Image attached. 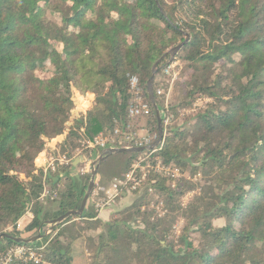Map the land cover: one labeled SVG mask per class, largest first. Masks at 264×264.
Returning a JSON list of instances; mask_svg holds the SVG:
<instances>
[{"label":"trees","instance_id":"trees-1","mask_svg":"<svg viewBox=\"0 0 264 264\" xmlns=\"http://www.w3.org/2000/svg\"><path fill=\"white\" fill-rule=\"evenodd\" d=\"M177 63L188 76L164 109L163 68ZM155 66L163 136L164 110L174 117L155 156L183 177L151 173L136 191L125 190L121 200L137 199L111 220H99L88 202L83 226L74 216L58 227L57 247L42 252L46 264H73L72 244L84 234L93 264H264V0H0V236L35 235L80 210L90 176L75 174L73 161L83 141L104 136L115 140L112 148H138L145 130L155 145L159 121L148 89ZM132 77L151 108L144 129L129 117ZM75 90L93 93L96 103L69 126ZM200 99L213 102L182 116ZM66 131L60 154L73 160L45 174L36 160L47 140ZM128 133L135 141L124 142ZM147 152L114 154L126 161L112 178ZM187 172L207 183L183 210L180 197L193 188ZM28 211L33 219L17 230ZM177 213L186 221L178 240ZM45 238L29 246L40 248ZM14 246L27 245L2 239L0 257Z\"/></svg>","mask_w":264,"mask_h":264},{"label":"built area","instance_id":"built-area-1","mask_svg":"<svg viewBox=\"0 0 264 264\" xmlns=\"http://www.w3.org/2000/svg\"><path fill=\"white\" fill-rule=\"evenodd\" d=\"M170 69L171 68L166 70V74L171 73ZM130 85L131 90L133 91V102L129 109V117L134 120L145 118L150 114L151 108L143 99L138 78L132 77ZM82 95L80 94V101H77L75 95H73V108L71 111L72 116L69 126H72L73 121L85 116L87 111L92 109L91 107L94 104L93 93H88L87 96ZM157 95H163V92L159 90ZM120 135L121 132L117 129L115 131V136ZM136 136L137 135L134 133H128L124 137V142H133L135 141ZM114 142L115 140H111L104 136H98L93 139L83 141L82 149L79 151L80 154L78 152L74 159L78 161V163H82V166L80 170H78L77 174L86 177L93 170H95V164L97 163L93 161L95 159L93 157V151H105L108 148H112L111 145ZM136 146L138 148L149 147L151 146L150 139L143 138L142 142L136 143ZM147 151V153L143 154L133 162L132 168L129 172L124 174L121 178H115L109 187H99L98 190L94 189L90 200L91 204L98 212H102L114 206L116 204V200L126 194L125 190L128 189L129 191H136L141 184L149 178L151 173L162 175L171 180H178L183 177L179 168L165 165L159 157L155 156L157 149ZM83 152H87V154H83ZM72 160L67 159L62 155L57 156V162L63 165H69ZM49 194L50 192L47 188H45L42 199L48 197ZM29 214L31 215L30 211H28L25 216H28ZM23 219L24 218L17 223L18 230H22L24 228L22 224ZM47 247V245H44L36 249L32 246H14L0 257V264H46L42 252L46 250Z\"/></svg>","mask_w":264,"mask_h":264},{"label":"rangeland","instance_id":"rangeland-1","mask_svg":"<svg viewBox=\"0 0 264 264\" xmlns=\"http://www.w3.org/2000/svg\"><path fill=\"white\" fill-rule=\"evenodd\" d=\"M49 18L54 20L58 24L61 23V20L59 18H56L52 15H50ZM169 68H171L170 69L171 73L166 74V70H168ZM163 74L165 76L169 77V85H168V88L166 89V91L161 90L163 92V95H160L159 97L164 98L163 106H164V109L165 108L167 109L171 105V103L174 102V100H175L174 99L175 83L183 80L184 77H187L188 75L184 76V74H182V65L180 63L169 64V65L165 66L163 68ZM88 93H90V92L84 93L82 95L80 92L75 90L73 95H75L77 101H80V98H81L80 94L82 96H85V95L87 96ZM93 98H94V104L92 105V107L95 106L96 96L94 95ZM212 102L213 101L210 99H200L197 101V103L193 106L192 109H184L181 112L182 116L188 117L191 115L201 113V112L205 111L208 108V105L212 104ZM164 111H165L164 115H163L164 119H165L164 128H166V132H165L163 137H166L167 133H168V128L173 125V120H174L173 118L174 117H171V115L167 116L168 113H166V110H164ZM86 115H87V113H86ZM137 121H138L140 128L144 129L146 126V120L143 118H139V119H137ZM180 124H181V122L179 123V125ZM67 133L68 132L66 131L62 135H65V134L67 135ZM139 136L142 139L147 138V132L145 130H140ZM65 140H66V138H65ZM161 144H162V142H161ZM78 152H79V150H78ZM78 152L76 153V155L78 154ZM79 154H80V152H79ZM97 158H98V156L93 161L96 162ZM125 161H126V156L114 155L106 163H104L103 167H101L100 174L97 177V180H96L97 186H95V190H98L99 187H103L107 184H110L114 179V178H112V175L114 176L115 173H118V171L121 170L120 168L125 163ZM36 162H37L36 164H41L38 168L43 169L45 171V174L47 173V171L49 169L55 171V169L57 167V137L54 139L46 141L45 149L39 155ZM77 162L78 161H76L75 163L77 164ZM81 166L82 165H80L79 167H81ZM96 166H97V164H95V168H96ZM78 170H80V168H78L76 172H78ZM93 171L88 175V176H90V180H91V175H92ZM120 175H122V174H120ZM183 179L187 183H189L193 186L192 189L187 190L180 197V206L184 210L188 207V205L199 194V192L201 191L200 190L201 187L206 185L207 181L202 177L201 174H197L196 176H191L189 172L184 174ZM102 181L104 183H101ZM48 191L50 192L49 189H48ZM136 199L137 198L134 196H128L124 200H121L120 198L117 199L116 204L113 206V208H111V209H113L112 210L113 217L111 215L110 220L116 218V215H114V213L122 212V211L126 210V208H129L135 202ZM88 202H89V204H88L87 208L90 207L91 200L89 199ZM127 215L128 214H126L124 219L131 220L132 225L135 228H137L136 226H140L141 228H143L141 225V221H138L137 219H134V220L129 219V216H127ZM25 217L26 216H24L23 218H25ZM72 222L79 224V226H83L85 223V220L82 218H78V219H74ZM171 222H172L171 225L173 228L172 230L174 232V235L176 236V239L178 240V237L182 234V231H183L184 227L186 226V221H185L182 213H177V214L173 215ZM221 224H222V222H220V221L215 222L216 226H219ZM51 228H52L51 225L47 224L46 227L41 230V234L46 237L44 240H42L41 245L42 246L47 245L49 247L51 246V247L56 248L57 247V235L59 234V232H61L60 231L61 229H58V227H55L52 230ZM7 231L12 232L13 228L10 227L7 229ZM37 234L32 235V234L24 233V234H22V238H24V239L35 238L37 236ZM87 245H88V238H87V235H85V234L83 235L82 238H79V239L75 240V242H73L72 251H71V257L73 260V264H93V258H92V255L87 251Z\"/></svg>","mask_w":264,"mask_h":264},{"label":"water","instance_id":"water-1","mask_svg":"<svg viewBox=\"0 0 264 264\" xmlns=\"http://www.w3.org/2000/svg\"><path fill=\"white\" fill-rule=\"evenodd\" d=\"M189 40H190V35H186V41L183 44H181L180 46H178L177 48H175L173 50V53L178 52L182 48L183 45H185L186 43L189 42ZM155 75H156V66L153 69V76H152L151 80L148 83V89H149L150 96H151V99L153 101V104L155 106L156 116H157L158 121H159V139H158L157 143L154 146H149V147H142V148H108L107 150L103 151L102 154L96 160L97 166H96L95 170L93 171V173L91 175V180H90L87 192L85 194V197L83 199V202H82L80 210L78 212H70V213H68L66 215H63L60 218H58L57 220H55L52 223H50V225L52 227L51 228L52 230L55 227H59L61 224H63L70 217H74V216H77L79 218L83 217L84 211H85L86 206L88 204V201H89V199L91 197L92 192L95 189L96 179L98 177V173H99L101 164L103 163V161L107 157L112 156L114 154L125 153V152H133V151L143 152V151H147V150L151 151V150H154V149H157V148L160 147V144L163 141V128H162L161 113H160L159 109L156 107L155 102H154L155 96H154V93H153V85H154ZM43 237H45V236H43L41 234V230H39V232H38V234H37V236L35 238H31V239L15 238V237L10 236L7 233H4L3 235L0 236V241L2 239H10L12 241H15V242H18V243H24L27 246H29V245L35 243L36 241L41 240Z\"/></svg>","mask_w":264,"mask_h":264},{"label":"crops","instance_id":"crops-1","mask_svg":"<svg viewBox=\"0 0 264 264\" xmlns=\"http://www.w3.org/2000/svg\"><path fill=\"white\" fill-rule=\"evenodd\" d=\"M66 134L65 135H61V136H58L57 137V156L58 155H61L60 154V148H61V146L63 145V143L65 142V138H66ZM76 162V160H74L73 161V166H74V168H73V172H75V174H77V169L78 168H81V167H79L80 165H82V163H78L77 162V164L75 163ZM83 162V161H82ZM37 163V162H36ZM37 165V167H39L41 164H36ZM97 180V179H96ZM97 182V181H96ZM102 188H105L104 186L102 187ZM111 215H112V210H104L103 212H99V216H98V219L99 220H103V221H107V220H109L110 219V217H111ZM33 219V215H32V213H31V215L29 214L28 216H26L23 220H22V224H23V227L25 226V223H30L31 222V220Z\"/></svg>","mask_w":264,"mask_h":264}]
</instances>
